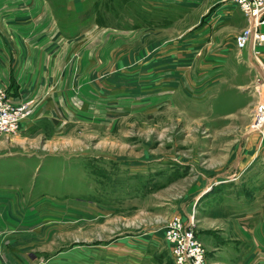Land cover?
<instances>
[{"label":"rangeland","instance_id":"obj_1","mask_svg":"<svg viewBox=\"0 0 264 264\" xmlns=\"http://www.w3.org/2000/svg\"><path fill=\"white\" fill-rule=\"evenodd\" d=\"M155 1L169 5L162 16L167 26L154 30L152 43L134 45L131 36L129 49V0H72V32L57 37L70 42V58L88 59L86 70L72 67L65 102L53 105V115L0 135L7 139L0 147V187L16 208L3 211L15 226L0 227V262L176 264L165 238L168 224L174 217L193 221L199 202L221 189L217 183L193 193L201 163L249 136L264 142L254 112L264 101L262 77H256L261 94L250 121L237 118L231 128L192 96L191 75L201 70L192 62L197 48L212 40L207 22L218 4L203 18L196 8L175 18V0ZM233 7L231 17L245 20L241 32L248 20ZM232 26L214 29L216 46H234L236 59L248 62L253 44L239 50L240 32ZM258 48L264 63V40ZM203 236L214 245L223 237L219 229ZM210 250L208 264L216 260Z\"/></svg>","mask_w":264,"mask_h":264},{"label":"crops","instance_id":"obj_2","mask_svg":"<svg viewBox=\"0 0 264 264\" xmlns=\"http://www.w3.org/2000/svg\"><path fill=\"white\" fill-rule=\"evenodd\" d=\"M129 1L131 49V36L134 45L135 40L141 39L144 44L152 43L154 30L167 26L162 25L166 23L162 16L169 5L155 0ZM217 4L218 8L210 15L211 8ZM173 5L175 18H183L186 8L189 13L196 8L199 18L210 15L207 28L211 30L212 40H206L202 49L197 48L198 62H192V66L197 65L201 70L191 75L192 96L208 106L207 115L214 114L219 125L231 128L237 118L250 121L251 106L261 94V87L259 91L254 87L256 77L264 81V70L250 51V60L246 62L238 60L234 46H216L220 36L214 29L232 26L235 5L226 0H175ZM72 8V0H0V86L15 104L40 100L33 104L35 112L22 120L19 131L28 130L38 119L53 115V105L65 102L72 67L78 66L79 74L86 70L83 68L88 65V59L70 58V42L57 37L71 34ZM244 21L234 20L235 32H240ZM204 50L208 52L202 57ZM253 136L233 145L239 149L243 146L241 154L230 146L228 154L211 156L209 164L200 162L193 193L199 195L210 185L221 184V189L213 190L199 202L190 217L206 248L213 249L208 251L216 258L211 264L222 263L224 259L233 260L230 264H264V153H261L264 142ZM6 140L0 137V147L6 146ZM13 202L15 199L8 200L7 189L0 187V227L15 226L12 218L3 215V211L16 210ZM212 229H219L223 236L219 245L203 236Z\"/></svg>","mask_w":264,"mask_h":264},{"label":"built area","instance_id":"obj_3","mask_svg":"<svg viewBox=\"0 0 264 264\" xmlns=\"http://www.w3.org/2000/svg\"><path fill=\"white\" fill-rule=\"evenodd\" d=\"M237 6L248 25L236 36L235 43L239 50L253 44V55L263 68L261 59L264 40V0H226ZM33 111V101L23 100L15 104L7 96L6 90L0 86V135L14 134L22 120L28 118ZM255 112V126L264 128V101L259 103ZM165 238L171 248L176 264H208L207 250L195 230V222H185L174 217L167 226ZM0 264H11L0 262Z\"/></svg>","mask_w":264,"mask_h":264}]
</instances>
